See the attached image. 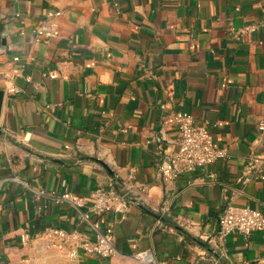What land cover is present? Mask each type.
<instances>
[{
	"label": "crops",
	"instance_id": "crops-1",
	"mask_svg": "<svg viewBox=\"0 0 264 264\" xmlns=\"http://www.w3.org/2000/svg\"><path fill=\"white\" fill-rule=\"evenodd\" d=\"M50 11L62 12L61 35L36 42ZM0 14V88L21 89L0 119V264H138L145 250L164 264H263L264 230L248 245L239 233L222 240L219 220L229 201L264 213V179L244 180L252 156L264 167V26L234 32L264 20V0H0ZM181 110L211 124L229 157L166 184L159 164L179 133L165 122ZM131 171L147 186L133 187L141 203L102 218L117 256L46 247L49 227L92 236V192L126 191ZM64 192L86 199L82 211L53 197Z\"/></svg>",
	"mask_w": 264,
	"mask_h": 264
},
{
	"label": "built area",
	"instance_id": "built-area-1",
	"mask_svg": "<svg viewBox=\"0 0 264 264\" xmlns=\"http://www.w3.org/2000/svg\"><path fill=\"white\" fill-rule=\"evenodd\" d=\"M61 11L48 12L45 19L39 21L32 29L35 41L49 44L61 35L59 18ZM264 26V20L260 23L246 25L234 31L236 37L240 39L249 32L257 31ZM15 61L21 62L19 57ZM51 78H58L57 71L50 72ZM17 76H22L19 71ZM21 92V89L13 82L9 81L5 88V97L14 100V97ZM167 104H161L165 109ZM166 124L174 126L179 133L178 149L164 158L159 164L160 174L166 184H171L182 174L193 173L199 169L213 164L219 160L229 157L228 149L216 144L211 124L199 125L195 116L188 110H181L170 113L166 118ZM258 130L264 134V117L258 123ZM69 148V146H67ZM255 177L264 179V167L258 156L251 157L249 165L246 167L244 180L250 181ZM135 173L129 174V182L125 183L126 191H119L113 186L110 189L99 187L92 192L90 207L87 211H82L86 204V199L74 193L64 192L53 195L58 201L68 202L78 210L82 211L84 219L93 228V235H88L79 230H68L63 227H49L41 234L47 248L55 249L63 253L70 259H77L81 254L95 255L102 258H112L117 256L118 250L112 236L113 229L110 226H103L102 218L110 212L122 213V219L126 218V210L129 203H141V195L134 193L133 187L141 192L147 190L143 183L135 181ZM135 184V185H133ZM46 195L44 192H38ZM219 237L225 240L233 233L244 236L246 244L254 232L264 230V213L248 205H239L234 201H229L219 220ZM21 241L27 244L31 241L29 233L21 234ZM221 254H224L223 251ZM138 264H164L154 254L152 250L137 252L133 256ZM264 264V258L262 259Z\"/></svg>",
	"mask_w": 264,
	"mask_h": 264
},
{
	"label": "water",
	"instance_id": "water-1",
	"mask_svg": "<svg viewBox=\"0 0 264 264\" xmlns=\"http://www.w3.org/2000/svg\"><path fill=\"white\" fill-rule=\"evenodd\" d=\"M8 25L9 24H8L7 18L0 14V50L7 47L8 45L7 37H6V33L8 31ZM4 103H5V89L0 88V119L2 116ZM0 132H1V127H0ZM86 159L93 160V161L103 164V166H105V168L111 172L109 167L104 162L99 160L98 158L87 157Z\"/></svg>",
	"mask_w": 264,
	"mask_h": 264
}]
</instances>
